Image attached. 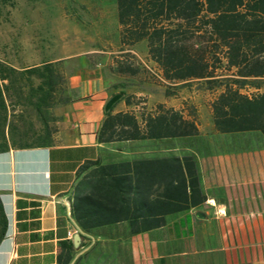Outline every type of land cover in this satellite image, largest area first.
Returning a JSON list of instances; mask_svg holds the SVG:
<instances>
[{"label": "crops", "instance_id": "obj_1", "mask_svg": "<svg viewBox=\"0 0 264 264\" xmlns=\"http://www.w3.org/2000/svg\"><path fill=\"white\" fill-rule=\"evenodd\" d=\"M111 23L114 47L107 51L90 48L28 63L6 61L16 69L56 64L68 101L59 106L52 145L0 152V203L6 217L0 264H264V154L196 155L197 193L191 197L186 191L181 210L171 199L160 213L153 205L158 197L150 193L144 215L140 191L78 188L84 180L99 183L124 175L99 177L90 172L95 161L105 165L180 153V141L182 152L190 151V137L98 140L104 102L119 92L112 84L124 78L111 71L120 52L134 54L133 65L147 67L146 62L155 69L143 41L119 48L115 10ZM137 46L143 59L135 53ZM156 103L139 106L131 97L129 104L119 98L110 115L127 113L141 132L143 117L155 115ZM211 128L207 133L198 129L200 137H215ZM85 192L92 202L77 207L86 213V230L70 213L71 203Z\"/></svg>", "mask_w": 264, "mask_h": 264}, {"label": "trees", "instance_id": "obj_2", "mask_svg": "<svg viewBox=\"0 0 264 264\" xmlns=\"http://www.w3.org/2000/svg\"><path fill=\"white\" fill-rule=\"evenodd\" d=\"M112 4L119 48L128 50L143 41L148 59L155 64V73H148L146 67L131 64L128 51L120 52L111 69L124 77L112 84L122 93L120 99L129 104L131 95L125 89L140 83L155 84L165 98L194 84L197 91L215 93L209 102L215 142L221 137L243 140L242 135H252L264 144V0H112ZM64 82L61 68L54 63L16 69L0 60V152L53 144L56 117L51 110L68 101L62 94ZM154 108L155 115L143 117L141 132L132 116L110 115L109 109L98 129V140L190 137V151L182 152L180 141L176 145L180 153L105 165L95 161L90 172L99 177L124 175L99 183L84 180L78 188L140 191L144 215L149 212L150 193L158 197L153 205L160 213L166 212L171 199L175 210L185 208L186 191L191 197L197 193L195 156L202 152L194 143L201 138L195 117L162 103ZM238 145L235 150L246 148ZM205 146L207 153L212 152V146ZM88 201L92 202L85 192L71 203L70 213L84 230L86 213L77 204ZM5 229L0 203V240Z\"/></svg>", "mask_w": 264, "mask_h": 264}, {"label": "rangeland", "instance_id": "obj_3", "mask_svg": "<svg viewBox=\"0 0 264 264\" xmlns=\"http://www.w3.org/2000/svg\"><path fill=\"white\" fill-rule=\"evenodd\" d=\"M113 15L112 0H0V59L28 63L67 51L80 52L90 48L107 51L114 47L110 29ZM136 49L137 56L143 59L141 48L137 46ZM130 54L133 57L134 54ZM144 63L148 73H155L154 68ZM107 70L104 68V75ZM125 91L131 95L134 104L150 106L160 102L180 109L185 116L193 115L196 127L202 132L207 133L211 128L209 102L215 93L197 91L193 84L190 88L179 89L175 96L164 98L160 87L153 83H140ZM59 109L55 106L51 110L56 118ZM242 136L243 140L221 137L218 143L212 137L202 136L194 143L202 151L198 155L207 153L205 145L212 146L210 151L217 150L218 153L264 154V144L259 139L252 135ZM237 143L246 148L235 150Z\"/></svg>", "mask_w": 264, "mask_h": 264}, {"label": "water", "instance_id": "obj_4", "mask_svg": "<svg viewBox=\"0 0 264 264\" xmlns=\"http://www.w3.org/2000/svg\"><path fill=\"white\" fill-rule=\"evenodd\" d=\"M122 93L121 92H115L113 93L108 99L104 102L103 105V111L107 112L110 107L113 105L115 101H117L119 98H121Z\"/></svg>", "mask_w": 264, "mask_h": 264}]
</instances>
